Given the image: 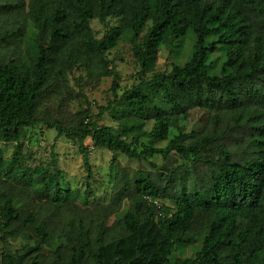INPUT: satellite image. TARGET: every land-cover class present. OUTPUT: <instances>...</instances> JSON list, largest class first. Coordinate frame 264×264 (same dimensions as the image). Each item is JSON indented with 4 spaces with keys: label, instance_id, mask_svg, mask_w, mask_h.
<instances>
[{
    "label": "trees",
    "instance_id": "trees-1",
    "mask_svg": "<svg viewBox=\"0 0 264 264\" xmlns=\"http://www.w3.org/2000/svg\"><path fill=\"white\" fill-rule=\"evenodd\" d=\"M0 7L49 32L47 45L33 39L28 61L0 55V143L14 144L10 158L0 150L3 264H264V0H6ZM95 20L105 25L101 37ZM14 33L17 50L25 27ZM190 33L191 60L157 71ZM9 34L0 30V42ZM126 39L139 70L120 93L109 53ZM222 47V69L212 75L209 58ZM96 60L115 78L113 100L77 119L41 114L50 84L62 89L56 84L68 70ZM191 110L205 112L199 129L186 126ZM106 114L114 122L101 124ZM42 125L78 147L87 179L94 178L87 140L112 153L108 201L89 205L92 187H73L55 153L50 164H29L22 139ZM173 154L181 161L164 166L167 174H131L119 161L156 167L154 158ZM197 242L195 257L172 258Z\"/></svg>",
    "mask_w": 264,
    "mask_h": 264
},
{
    "label": "rangeland",
    "instance_id": "rangeland-1",
    "mask_svg": "<svg viewBox=\"0 0 264 264\" xmlns=\"http://www.w3.org/2000/svg\"><path fill=\"white\" fill-rule=\"evenodd\" d=\"M6 0H0L4 3ZM29 0H27L28 3ZM28 10V9H27ZM94 29L98 32L99 37L103 35L105 25L100 21L92 22ZM18 27H25V36L23 38L21 47L15 50L13 44L16 39L15 31ZM0 30L10 32L6 38L0 42V55L14 56L16 59L29 60V54L33 51L34 38L40 37L41 42L45 45L49 42V32L46 25L42 22L38 27L26 22L24 16L19 17L13 11H6L0 7ZM196 37L190 33L183 40L177 44V53L174 58L166 59L161 57L157 64V71L166 72L171 70L172 62L179 65H184L189 62L194 54V45ZM14 47V48H13ZM13 48V50H12ZM223 47L209 58L212 63L211 74L218 75L222 69L223 64ZM109 57L113 64L111 69H115L119 73L118 82L121 85L120 93L125 89L137 83V72L139 70L138 63L135 59L132 43L126 39L123 40L116 50L109 53ZM114 76L107 74L102 65L96 60L91 67H82L73 71L66 72L63 81H59L56 85L64 87L56 90V87H51L48 92V99L40 105V112L45 113L46 117L54 120L57 118L77 119L87 109L96 112L97 106L106 105L113 100L114 93L112 91ZM205 112L200 110H191L190 116L187 119L188 129H199L204 125ZM114 122L111 115L106 114L100 123L110 124ZM185 121L183 122V124ZM27 133L23 136L22 144L27 149V160L33 167L39 164H50L52 159L57 154V160L62 169L67 172L66 179L70 181L73 187L85 186L90 184L92 187L91 193L88 195L87 202L89 205L106 202L111 197L110 189L114 176L110 168L112 153L107 149H99L93 146L92 140L89 138L87 144L90 147L91 163L94 170V178H85L86 172L83 166L82 156L79 153L78 147L64 138H59L55 129H49L45 126H38L34 129H27ZM169 141H161L157 144L159 147H165ZM0 150L6 158H10L13 154L14 144L0 143ZM55 153V154H54ZM121 166L135 174L136 171L151 172L153 175L159 173L167 174L165 167L174 170L178 167L180 159L176 155H172L169 159L164 160L162 157L154 158L153 164L149 162H140L137 160L131 161L127 157L121 156L119 159ZM200 173L207 174L209 168L206 165H200ZM183 170V169H179ZM178 170V171H179ZM180 178V177H178ZM110 187V188H109ZM167 206H170L167 205ZM129 203L126 202L124 209L118 215L110 219V225L115 220L124 216L128 211ZM22 241L13 244L15 247H20ZM201 248V242L195 244H184L177 248L173 253L172 258H193L197 251ZM48 249V248H47ZM8 252L6 243H0V264H3L2 257ZM51 258L49 257V260Z\"/></svg>",
    "mask_w": 264,
    "mask_h": 264
}]
</instances>
